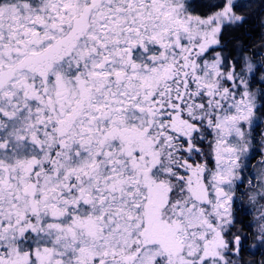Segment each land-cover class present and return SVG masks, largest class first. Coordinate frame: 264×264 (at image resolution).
<instances>
[{
	"label": "snow or ice",
	"instance_id": "1",
	"mask_svg": "<svg viewBox=\"0 0 264 264\" xmlns=\"http://www.w3.org/2000/svg\"><path fill=\"white\" fill-rule=\"evenodd\" d=\"M0 264H264V0H0Z\"/></svg>",
	"mask_w": 264,
	"mask_h": 264
}]
</instances>
